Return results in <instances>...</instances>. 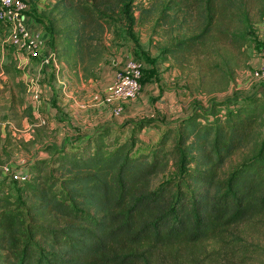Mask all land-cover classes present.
<instances>
[{
    "label": "trees",
    "instance_id": "1",
    "mask_svg": "<svg viewBox=\"0 0 264 264\" xmlns=\"http://www.w3.org/2000/svg\"><path fill=\"white\" fill-rule=\"evenodd\" d=\"M134 2L56 0L47 12L54 58L93 78L108 56L104 35L118 18L134 41ZM170 4L173 21L190 17L196 24L177 41V53L209 38L242 48L264 20V0ZM12 72L0 63V75L12 79ZM127 126L101 128L70 148L48 146L49 157L34 161L32 181L22 184L35 204L0 195V264H199L186 252L190 247L228 237L232 247L225 240L222 252L238 256L234 230L245 223L264 227V103L256 97L213 103L163 127L143 121L129 137ZM146 127L160 137L137 149ZM244 150L250 155L220 179L225 162ZM171 157L176 188H153Z\"/></svg>",
    "mask_w": 264,
    "mask_h": 264
},
{
    "label": "rangeland",
    "instance_id": "2",
    "mask_svg": "<svg viewBox=\"0 0 264 264\" xmlns=\"http://www.w3.org/2000/svg\"><path fill=\"white\" fill-rule=\"evenodd\" d=\"M22 1L34 8L31 11L35 16V7H39L38 17L47 29V12L56 0ZM168 7H172L169 0H135L132 6L135 22L131 30L134 41L127 35L123 17L118 18L117 23L104 35L108 56L98 65L93 78H97L105 67L115 73L127 60L138 61L143 67L140 95L123 104L121 113L115 115L117 118L111 106L100 108V112L104 110L102 113L95 108L87 109V100H83L86 94L81 89L87 87L93 95L97 92L94 101L98 103L95 97H103L104 87L111 80L105 84L89 82L93 78L85 80L80 70L62 60H56L59 65L57 75L50 72L52 68L49 67L47 75L42 78L45 73L43 67L37 82L40 87L49 89L53 98L47 100L40 93L39 100L34 102L32 91L36 82H30V77L26 75L33 61L24 56L17 57L6 41L5 28L0 22V63L10 65L13 70L12 79L0 75V167L11 165L28 172L31 182L34 176L29 166L36 160L49 157L50 153L45 151L48 146L70 148L81 143L78 128L69 126L70 119L75 118L79 122L77 115L83 116V119L86 115L88 119L95 116L91 121H97L104 127L112 122L119 123L118 126L127 124L126 137H129L132 129L143 121H153L162 127L175 124L181 117L196 109L207 110L213 103L251 97L264 103V81L253 77L254 70L264 61V20L256 25L242 48L209 38L191 51L177 53V41L183 36L188 37L196 24L190 17L185 22L180 17L173 21V11ZM113 62L118 65L115 66ZM38 71L34 63L29 72L30 75H37ZM57 76L60 83L56 80ZM101 86H104L103 90ZM62 92L64 94L59 96ZM73 101L80 104V109L83 106V109L91 111L77 114L74 110L76 107H70ZM46 105L51 107L52 115L45 109ZM42 120L46 124H42ZM158 137V129L146 127L139 134L136 148L147 150ZM173 140L174 135L166 145L168 150L172 148ZM249 155L250 151L244 150L231 156L221 170L220 179H226ZM178 179L175 160L171 157L165 171L152 179V187L174 184L175 189ZM0 195L24 201L27 206L36 203L26 185H21L10 176H0ZM48 218L45 215L41 220ZM234 233L240 239L234 247L238 256H225L222 252L225 240L229 246L231 240L228 237L222 241H203L186 252L198 257L199 264H264V227L258 223H245L239 225Z\"/></svg>",
    "mask_w": 264,
    "mask_h": 264
},
{
    "label": "built area",
    "instance_id": "3",
    "mask_svg": "<svg viewBox=\"0 0 264 264\" xmlns=\"http://www.w3.org/2000/svg\"><path fill=\"white\" fill-rule=\"evenodd\" d=\"M27 5L22 0H0V22L5 25L7 30V39L17 57L24 56L33 61L40 60L44 67H50L52 70L59 69L56 59L53 57H40V41L34 37L24 23ZM143 67L141 63L135 60H127L114 73L113 78L104 87L103 97L96 96L100 106H111L114 115H119L122 105L136 99L141 92ZM253 77L264 81V61L253 72ZM40 92L32 91V100H39ZM42 124H46L44 120ZM1 177H12L21 185L30 179L28 172L17 170L11 165L0 167Z\"/></svg>",
    "mask_w": 264,
    "mask_h": 264
},
{
    "label": "crops",
    "instance_id": "4",
    "mask_svg": "<svg viewBox=\"0 0 264 264\" xmlns=\"http://www.w3.org/2000/svg\"><path fill=\"white\" fill-rule=\"evenodd\" d=\"M35 8L37 10L36 11L37 16H35V14L33 13V11H31V10H34V8L31 5H27L26 14H25V18H24V23H25L26 27L28 28V30L30 31V33L34 37H36L40 41V43H41V46H40V57L41 58L53 57V54H54V48H53L54 39L48 33V31H47L45 25L43 24L42 20H40L39 17H38L39 10H40L39 7L36 6ZM4 28H5L4 32L6 34V41L8 42V39H7V30H6L5 25H4ZM24 62H27V61H24ZM34 63H35V66L38 68L39 71H38V74L37 75H34V74H31L30 75V72H29L30 71V67H33ZM113 63H114L115 66L118 65V63H116V62H113ZM30 67L28 68V70L26 72L27 73L26 75L30 77V82H34V81L36 82L35 83V86H34L35 88H33V90H37L42 95L46 96L47 97V100L52 99L53 97L49 94V92H50L49 89H44V86H41L40 87L37 84L38 80H40V77H41L40 71L44 67V66H42L40 64V60H33V63L30 64ZM43 69H45V71H44L45 73L42 76V78H45L44 76L47 75L46 71L47 70H50V69H49V67H45ZM111 70L109 68H106V67L103 68L102 71H101V73H100V75L97 78H93V80H90L89 82H95V83L99 82V83L105 84L107 80H111L113 78V76H114V71L113 70L111 71ZM58 71H59V69L52 70V71L50 70V72H52V73L54 72V73H56V75L58 74ZM27 76H25V77H27ZM56 80H57L58 83H60L59 82L60 81V78L58 76H57V79ZM103 87L104 86H101L100 88H102V90H103ZM145 87H147V84H145ZM81 89L84 90L85 91L84 93L86 94V97L83 98V100L84 99L87 100L86 101L87 102V104H86L87 105V109L95 108V109H98V112H100L99 110H100V108H103V106H100L98 103H96L94 101V96L97 95L98 93L95 91L96 94L93 95L94 93H92L91 91H88L87 87H82ZM93 90H94V88H93ZM147 91L149 92V90H147ZM61 94L63 95L64 93L63 92L62 93H59V96ZM92 95H93V97H92ZM83 100L80 103H82ZM74 106L76 107L74 110H75V112L77 114H78V112L80 114H83V113H85V111H91V110L83 109L84 108L83 106L81 107L82 109H80V104L79 103H76V102H74L70 107L73 108ZM45 109L47 111H49L50 115L53 114L52 109H51L50 106H47L46 105L45 106ZM102 112H104V110ZM102 112H100V113H102ZM91 113L92 112H90V114ZM77 116H78V118H80L79 119V122H77L75 118L70 119L69 126L70 127H74V128L75 127L78 128V130H79L78 131V135H80V138L78 140H81L82 138L87 137V136L93 134L99 128L104 127L103 125L99 124L97 121H93V120L91 121V119H93L95 116L94 117H91V119H88L87 118V115H86V117L84 116V119H83V116L81 117V115H77ZM115 118H117V117L115 116ZM118 125H119V123H116L115 124L113 122L112 123H109V124H106V126H111V128L118 127Z\"/></svg>",
    "mask_w": 264,
    "mask_h": 264
}]
</instances>
